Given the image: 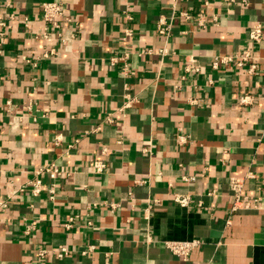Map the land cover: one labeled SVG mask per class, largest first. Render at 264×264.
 Segmentation results:
<instances>
[{"label": "crops", "instance_id": "0c3cea01", "mask_svg": "<svg viewBox=\"0 0 264 264\" xmlns=\"http://www.w3.org/2000/svg\"><path fill=\"white\" fill-rule=\"evenodd\" d=\"M49 1L68 10V48L35 36ZM173 3L0 0L9 26L0 53V264H264V40L249 38L255 23L264 29V0ZM161 17L172 22L167 37L157 32ZM250 46L255 75L213 68V57ZM52 48L58 54L43 59ZM125 54L127 74L117 59ZM192 57L199 73L185 71ZM245 93L249 106L239 103ZM97 159L103 174L91 170ZM49 166L62 175L45 173L34 195L29 183ZM232 178H245L252 207L232 209ZM193 239L200 245L188 261L166 245ZM60 247L66 257L38 255Z\"/></svg>", "mask_w": 264, "mask_h": 264}, {"label": "built area", "instance_id": "2783aa9c", "mask_svg": "<svg viewBox=\"0 0 264 264\" xmlns=\"http://www.w3.org/2000/svg\"><path fill=\"white\" fill-rule=\"evenodd\" d=\"M226 3L227 6H233L236 4L241 5H248V0H222ZM177 0H174L173 7H177L176 4ZM180 17L185 20H191L192 15L185 11H179ZM214 21H217V17H213ZM42 21L44 23V30L36 32L35 36L37 39H44L48 43L61 42L63 46L68 48V45L70 44V39L72 36L66 35L63 31V24L70 21V17L68 15V10L64 6V4L60 1H49L43 3L42 6ZM205 20L204 18H200L199 24L200 26H204ZM8 24L6 21L0 22V53L2 52V47L4 46V42L6 39L7 31H8ZM172 30V22L169 21L166 17H161L159 19V22L157 24V32L160 35L169 36L171 34ZM130 32H127V36H130ZM249 38L253 43H261L264 40V29L263 26L260 23H255L250 27L249 30ZM126 40V38H125ZM147 52H151V50H148ZM169 53L168 49H164L160 52V55L166 56ZM58 54L57 50L55 48L50 49L49 51H45L42 54L43 59H51L53 56H56ZM23 59L27 63H33L36 64V62H33L32 58H29L26 56L23 57ZM38 59H41L38 58ZM118 60H121L124 62V67L122 68V72L124 74H127L129 72V65L127 60V54H125L123 57H118ZM116 60V59H114ZM212 66L215 69H219L221 66L225 67H236L239 69H244L247 71L249 75H255L258 72L259 65H258V59L254 55L252 46L247 47L244 51L241 53L236 54H228V55H217L212 58ZM201 70L198 60L194 57L188 59L186 65H185V71L187 72H195L199 73ZM133 101L129 100L125 107H129ZM239 103L242 106H249L252 103H254V97L250 93H245L242 95L239 99ZM112 121V120H110ZM264 140V127L261 129V135L259 138V141ZM106 149H104L103 154L106 155ZM107 167V164L104 159H97L93 161L92 165V172L94 174H103L105 169ZM47 173L49 174L53 179L56 177L62 175V171L59 168L55 167H43L36 171V176L33 181L29 183L32 189V192L34 195H39L43 188V181L42 177L43 175ZM253 174L249 173L246 178H252ZM192 179H194L192 177ZM244 187H245V178H232L231 179V189L234 193L235 202L233 204V210L238 209L239 207L244 208H250L252 207V200L249 196H247L244 193ZM26 186L22 187L19 190V193H23L26 189ZM49 192L51 194V198H55L56 190L55 187L52 186L49 189ZM16 192L13 194H10L8 196L9 199L14 197ZM174 201L183 207H187L191 203V198L189 195L185 194H177L175 195ZM1 206L6 207V202H1ZM118 205L113 204L112 208H117ZM73 221V219H71ZM69 226H71L69 224ZM167 247L169 250L178 258L182 259L183 261H188L190 259V256L192 252L199 247L200 240L199 239H193V240H186V241H167L166 242ZM93 247H91L92 249ZM86 253V252H85ZM69 254V250L66 247H60L57 250L49 251V250H40L38 252V255L40 257L46 258L48 256H55L58 258L66 257Z\"/></svg>", "mask_w": 264, "mask_h": 264}]
</instances>
